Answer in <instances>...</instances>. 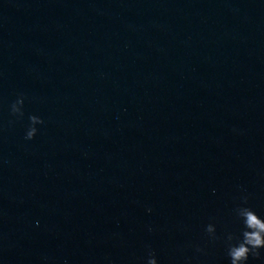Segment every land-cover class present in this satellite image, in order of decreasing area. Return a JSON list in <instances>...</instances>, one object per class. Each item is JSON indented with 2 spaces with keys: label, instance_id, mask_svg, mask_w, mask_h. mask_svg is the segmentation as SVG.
<instances>
[{
  "label": "water",
  "instance_id": "95a60500",
  "mask_svg": "<svg viewBox=\"0 0 264 264\" xmlns=\"http://www.w3.org/2000/svg\"><path fill=\"white\" fill-rule=\"evenodd\" d=\"M245 196L264 0H0V264H230Z\"/></svg>",
  "mask_w": 264,
  "mask_h": 264
},
{
  "label": "clouds",
  "instance_id": "9594fccd",
  "mask_svg": "<svg viewBox=\"0 0 264 264\" xmlns=\"http://www.w3.org/2000/svg\"><path fill=\"white\" fill-rule=\"evenodd\" d=\"M24 100L23 98H16L10 105V112L12 116L17 114L23 115ZM11 121L10 123H14ZM31 127L26 131L25 139L34 140L39 132L35 127L36 124H43L44 122L35 115L30 117ZM243 205L238 209V215L243 226L242 238L237 243L231 244L228 248L227 256L230 264H248L249 257L257 259L261 256V249H264V217H261L253 208L246 206L247 197H242ZM151 212V209H148ZM206 234L215 239L216 228L209 224L205 228ZM232 240L233 237H227ZM198 252H203L202 248L196 249ZM147 264H160L159 259L154 251H150Z\"/></svg>",
  "mask_w": 264,
  "mask_h": 264
}]
</instances>
